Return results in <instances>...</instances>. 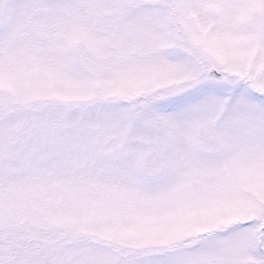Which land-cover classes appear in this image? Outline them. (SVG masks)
<instances>
[{
	"label": "snow or ice",
	"instance_id": "1",
	"mask_svg": "<svg viewBox=\"0 0 264 264\" xmlns=\"http://www.w3.org/2000/svg\"><path fill=\"white\" fill-rule=\"evenodd\" d=\"M0 264H264V0H0Z\"/></svg>",
	"mask_w": 264,
	"mask_h": 264
}]
</instances>
